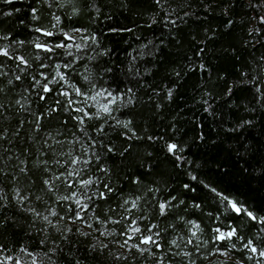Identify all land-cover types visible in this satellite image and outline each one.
<instances>
[{
	"label": "trees",
	"instance_id": "1",
	"mask_svg": "<svg viewBox=\"0 0 264 264\" xmlns=\"http://www.w3.org/2000/svg\"><path fill=\"white\" fill-rule=\"evenodd\" d=\"M52 2L50 8L46 0H13L11 5L0 0V33L11 32L12 39L29 41L40 36L44 40L47 38L34 33L29 25L50 27L53 16L60 15L61 26L83 24L98 34L99 46L92 45L87 50L85 58L76 65L77 72L90 74L104 87L115 88V78L122 91L126 90L125 85L131 88L129 95L134 97V103L115 115L122 117L126 112L136 133L143 137L125 141L119 131L110 133L117 148L132 144L123 156L108 154L112 182L118 180L125 195L158 187V196L166 198L171 193L177 201L183 200L168 221H161L162 228L169 222L175 224V229H168L166 241L177 234L190 235L193 226L185 221L196 220L203 229L202 234L198 233L201 241H209L202 251L212 248L211 229L233 225L246 239L251 237L264 246V226L254 227L255 222L224 212L225 205L205 186L210 184L252 209L264 208V98L255 91L259 86L264 92V22L259 20L264 7H255L260 0H161L160 4L155 0H64L63 8L55 7L60 0ZM73 6L81 10L79 17H72ZM31 7L38 8V22L31 19ZM8 11H12L11 16L3 15ZM90 18H95V22ZM256 28L260 31H252ZM4 43L0 40V45ZM101 50H107V55ZM22 51L31 57L39 50L26 44ZM89 56L95 59L90 60ZM201 64L205 67H199ZM102 69L110 71L102 73ZM254 78L256 85L249 84ZM167 88L173 89L171 99L166 96ZM17 98V92H9L5 102ZM24 115L13 112L12 120L5 126L13 128L17 118ZM244 121L251 124L240 127ZM25 129L31 134L29 125ZM148 136L157 139L150 141ZM166 141L181 146L177 154L185 157L183 161L177 163L168 153ZM141 173L144 183L138 187L126 179ZM185 184L196 190L184 188ZM193 201L201 208L192 207ZM37 208L43 212L44 205L37 204ZM209 212L212 217L207 215ZM217 213L219 219L215 218ZM8 214L17 218L18 227L9 223L0 228V244L10 248L12 254L18 253L22 244L31 251H48L38 243L41 236L29 233L28 215L15 208ZM97 214H101L99 209ZM181 216L184 220L179 219ZM51 238L55 239L56 234L52 233ZM81 240L83 252L89 241ZM226 243H221V247ZM239 248L237 242V249L230 252L233 259L229 264L237 257L245 264H255ZM187 250H192L191 246ZM212 256L198 259L197 264H215L210 262ZM53 259L57 264H66L67 258L60 255ZM81 259L87 264H113L110 258L99 256L82 255ZM180 260L176 257L174 264H180Z\"/></svg>",
	"mask_w": 264,
	"mask_h": 264
},
{
	"label": "snow or ice",
	"instance_id": "2",
	"mask_svg": "<svg viewBox=\"0 0 264 264\" xmlns=\"http://www.w3.org/2000/svg\"><path fill=\"white\" fill-rule=\"evenodd\" d=\"M2 2L11 5L13 0ZM46 2L50 8L53 6L52 0ZM155 2L160 4L161 0ZM64 6V0L55 4L57 8ZM255 7H264V0ZM30 12L31 19L38 22V8L31 7ZM96 13L98 16L99 8ZM80 14L81 10L73 6L72 17ZM3 15L11 16L12 11ZM90 19L95 22V18ZM259 20L264 22V15L259 16ZM61 24L60 15L53 16L50 27L30 24L34 33L47 38L44 40L40 36L29 41L12 39L11 32L0 33V40L6 41L0 45V228L9 223L18 227L17 218L8 214L15 208L18 213L30 217L29 233L41 236L39 245L48 248V251H31L22 244L18 253L12 254L10 248L0 244V264H57L53 257L60 255L67 258L66 264H87L86 260L82 261V255L110 258L113 264H174L176 257L181 258L180 264H197L198 259H207L217 253L228 258L220 264H228L230 252L237 249V242L240 243L238 250L244 252L247 260L264 264V246L251 237L246 239L234 225L227 229H211L210 251H202L209 241H201L198 233L202 234L203 229L196 220L185 221L193 226L190 235L177 234L166 241L168 229H175V224L169 222L162 228L161 221H168L183 200L177 201L171 193L166 198L158 196V187H148L138 195H125L119 181L112 182L108 154L123 156L132 144L117 148L111 142L110 133L119 131L125 141L143 139L136 133L126 112L122 117L115 115L134 103V97L129 95L132 89L125 85L126 90L122 91L115 78V88L104 87L90 74L78 73L76 65L85 58L92 45L99 46V36L83 24L71 27ZM109 31L116 29L109 28ZM252 31L259 32L260 29ZM26 44L39 51L31 57L25 55L22 49ZM101 51L107 55V50ZM176 76L179 77V73ZM80 80L85 83H78ZM248 83L256 85L257 80L254 78ZM255 91L259 98H264L259 86ZM9 92H17L18 98L14 102H5ZM172 94L173 89L167 88V98L171 99ZM13 112L25 115L18 117L15 126L9 128L5 122L12 120ZM244 124H251V121H244L240 127ZM25 125L30 126L31 134ZM147 139L154 141L157 137L148 136ZM165 144L177 163L185 159L177 154L180 145L167 141ZM143 175L126 179L138 187L144 183ZM192 179L197 177L192 176ZM205 186L225 205L224 212L230 211L237 219L247 218L255 222L254 227L264 226V214H261L264 208L252 209L210 184ZM183 187L196 190L189 184ZM37 204L44 205L43 212L38 210ZM191 206L201 208L195 201ZM98 209L101 214H97ZM207 215L212 217L213 213ZM219 216L217 213L215 218L219 219ZM179 219L184 220V217ZM52 233L56 234L55 239L51 238ZM81 238L89 241L83 252ZM223 242L227 243L221 247ZM189 246L192 250H187ZM233 264H245V261L237 257Z\"/></svg>",
	"mask_w": 264,
	"mask_h": 264
},
{
	"label": "rangeland",
	"instance_id": "3",
	"mask_svg": "<svg viewBox=\"0 0 264 264\" xmlns=\"http://www.w3.org/2000/svg\"><path fill=\"white\" fill-rule=\"evenodd\" d=\"M231 256V255H230ZM228 259L222 255H220L219 253H217L216 255H213L212 258L210 259V262H215V264H220V261ZM233 259V257L231 256V259L228 261L229 262ZM235 259V258H234Z\"/></svg>",
	"mask_w": 264,
	"mask_h": 264
}]
</instances>
